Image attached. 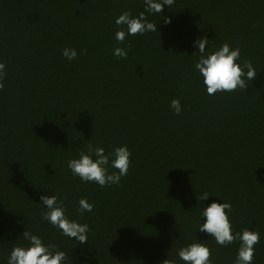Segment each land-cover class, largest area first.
<instances>
[{
    "label": "trees",
    "instance_id": "16d2710c",
    "mask_svg": "<svg viewBox=\"0 0 264 264\" xmlns=\"http://www.w3.org/2000/svg\"><path fill=\"white\" fill-rule=\"evenodd\" d=\"M144 10V0H0V264L27 246L25 229L68 264H183L179 249L196 241L213 264H235L239 241L224 247L197 233L202 209L223 200L234 231L260 234L254 264H264V0H175L148 15L158 31L116 41L115 19ZM199 37L208 51L240 49L241 65L258 72L247 89L206 93ZM65 47L77 58H64ZM90 145L106 154L127 145L132 165L118 185L69 170ZM53 194L89 225L86 244L43 219L40 198ZM81 198L92 212L80 214Z\"/></svg>",
    "mask_w": 264,
    "mask_h": 264
},
{
    "label": "clouds",
    "instance_id": "9594fccd",
    "mask_svg": "<svg viewBox=\"0 0 264 264\" xmlns=\"http://www.w3.org/2000/svg\"><path fill=\"white\" fill-rule=\"evenodd\" d=\"M174 2L175 0H144L145 10L138 16H133L131 12H123L115 19L117 26H123L121 30L116 31L115 40L122 43L128 36H143L158 31V24L149 21L148 15L163 14L165 5L170 8ZM163 20L165 23H171L170 17H165ZM193 45L199 53L195 69L202 77L208 95L247 89L246 82L253 81L257 77L258 72L250 62L243 66L239 62L241 55L239 48H233L230 44L224 43L216 50L208 51L209 39L202 37L194 40ZM62 55L68 61H72L77 58L78 51L75 48L65 47ZM113 55L126 59L128 51L125 48L116 47L113 50ZM6 67V63L0 61V89L5 87ZM170 108L177 115L183 110L178 99L171 101ZM131 156L132 153L127 145L114 147L107 154L103 147L90 145L87 153L81 152L78 158L70 159L67 162V167L74 176L79 177L83 182L94 183L103 188L118 185L122 177L129 174L132 165ZM111 169L118 171H111ZM208 197L209 195L205 194L203 199L206 200ZM40 201L46 209L43 213L44 220L59 229L63 236L77 241L80 245L87 243L89 225L72 219L67 214L63 201L54 194L41 196ZM94 207L95 205L90 203L87 198H81L78 201V211L81 215L92 212ZM231 211L230 203L224 200L222 203L213 201L202 209L200 215L203 218V223L198 225L197 233L206 234L218 245L224 247L239 241L235 264H254L255 246L260 241V234L248 229L242 232L234 231L230 219ZM9 235L11 236L13 233H9ZM20 236H23L28 242L27 246H15L8 258V264H68L66 252L54 250L52 245L45 243L42 236L31 233L27 229ZM177 255L183 264H213L211 249L201 241L181 247ZM72 264H76V262L72 260ZM164 264H176V262L166 259Z\"/></svg>",
    "mask_w": 264,
    "mask_h": 264
}]
</instances>
